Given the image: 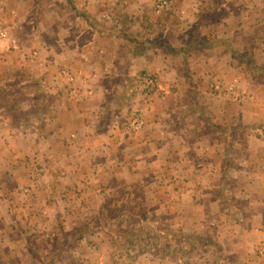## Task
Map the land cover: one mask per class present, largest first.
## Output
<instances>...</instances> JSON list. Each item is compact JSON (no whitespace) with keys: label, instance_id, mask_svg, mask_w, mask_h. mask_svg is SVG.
Masks as SVG:
<instances>
[{"label":"crops","instance_id":"1","mask_svg":"<svg viewBox=\"0 0 264 264\" xmlns=\"http://www.w3.org/2000/svg\"><path fill=\"white\" fill-rule=\"evenodd\" d=\"M8 1L19 8L29 3V11L22 6L17 12L24 17L20 26L28 18L31 21L30 14L36 10L41 23L46 19L44 32L56 42L47 36L38 44L40 51L31 53L42 55L44 70L50 73L58 66L75 75L74 92L61 82L55 88L51 77H44L41 103L35 99L29 103V108L41 107L47 115L30 135L29 196L45 201L41 206L35 200L29 202L30 212L43 213L31 224L33 230L40 224L43 230L52 229L51 235L36 230L29 235L30 246L40 247L37 251L29 247V259L38 263L39 256L46 257L51 248L55 258L60 257L63 234L53 230L55 221L61 222L58 212L68 209L74 214L81 195L136 194L133 183L146 179L147 184H159L172 179L161 172L172 170L171 164L178 172L183 164L189 184L175 185L165 195L180 190L186 195L181 201H169L162 210L175 214L183 204L191 214L182 223L172 214H163L160 222L191 227L183 235L185 241L192 240V226L197 222L203 224L204 234L210 235L208 229L216 226L218 231L213 230L210 237L222 246L223 254L202 251V264H264V257L256 252L264 244V137L258 135L264 126L255 123L256 111L217 91L221 83L241 88L242 74L233 54L241 47L244 25L251 16L244 4L264 0H168L173 11L159 17L162 23H155L157 17L152 21L154 0ZM220 11L225 21L234 23H220ZM83 34L88 41L81 43ZM226 34L238 40L231 43L233 51L221 40ZM258 39H264V32ZM5 49L10 47L5 44ZM144 73L157 76L160 82V90L146 101L126 93ZM253 98L246 99L252 102ZM131 99L136 105H129ZM135 107L143 108L146 124L139 133L125 135L117 126ZM162 163L171 164L161 170ZM147 168L152 172L147 173ZM225 178L230 181L228 188L221 184ZM111 200L108 197L104 204ZM4 224L0 222L2 243L16 237L4 232ZM83 236L85 241L90 238ZM82 248L79 264L108 261L105 252L96 256V247L82 243ZM166 256L159 254L154 264H193L184 259L181 249L172 251L169 259Z\"/></svg>","mask_w":264,"mask_h":264},{"label":"rangeland","instance_id":"2","mask_svg":"<svg viewBox=\"0 0 264 264\" xmlns=\"http://www.w3.org/2000/svg\"><path fill=\"white\" fill-rule=\"evenodd\" d=\"M244 5L251 16H248L244 25L245 32L242 34L241 47L236 48L233 54L238 71L242 74L241 88H239L241 93H238L239 90L234 84L226 83L218 85L217 91L225 94V97H229L233 103L243 104L242 106L248 107L252 112L256 111L258 120L255 123L264 126V39L255 41L257 36L259 37L264 32V2H245ZM22 6L29 11V3H23ZM22 6L20 8H23ZM159 6L161 7L159 8ZM153 7L155 16L152 21L157 17L155 23H162L163 20L159 17L166 12L172 13L173 11L172 4L168 0H154ZM20 8L12 1L0 0V30L6 32V37L0 39V43L4 44V46L0 45V222L5 223L4 232L16 236L14 239L0 242V264H29V262L31 264L39 262H42L41 264H79L84 254L82 243L93 249L96 247L97 257H99L98 254L103 255L104 252L109 255L105 264H154V260L160 259L159 254L162 257L167 255L166 257L169 259L170 253L175 249H181L184 259L193 264H202L200 258L202 251L222 255V246L214 241V237H210L213 235V230L218 231L216 226L213 229H208L207 232H210V235L204 234L203 224L197 222L192 226L193 234L190 237L192 240L185 241L187 238L183 235L191 227L184 224H170L169 221H165V224L160 222L159 218L163 214V216L172 214L170 211H163L162 207H166L171 201H181L186 195L185 190L183 192L180 190L178 193L167 196L165 195L168 193L167 191L172 190L175 185L180 188L189 184V180L185 177L186 169L182 168L183 164H179L178 172H174L177 167L169 163L173 169L168 168L167 172H161V175H166L165 178L172 177V179H167L156 185L147 184L146 179H140L132 184L136 194L129 195V192L120 194L115 191V193L104 195L101 193L81 195L77 199L76 206L78 207H75L74 214L68 209L58 212L61 222L55 221L53 230L63 234L60 235L59 244H64V246H60V257L56 259L51 248L46 257L39 256L38 263L29 259V247L34 251L40 250V247L30 246L29 235H32L35 230L39 232L38 234L44 233V235L52 231L47 228L43 230L41 224L35 226V230L32 229V219H41L43 213L42 210L30 212L29 202L35 200L41 206L45 201L39 200L38 202L37 195L29 196V144L32 142L30 135H33L39 125L47 120L45 118L47 115L41 107L39 109L29 108L31 107L29 103L34 99L37 104L41 103L40 94L43 87L40 85V80L44 77H51L53 87L59 88L61 82L64 87L74 92L75 75L68 68L58 69V66H54L53 71L48 73L41 66L42 55H31L32 52L40 51L38 44L49 36L44 32L46 27L43 23L46 22V19H43L41 23L40 12L36 10L30 14L31 21L28 18L26 23L20 26L19 23L24 18L23 16L19 17ZM39 9L41 12L43 11L42 7ZM218 15L220 23L225 25L234 23L233 19H226L227 22L224 20V12L220 11ZM170 19L171 17L167 20ZM87 39V35L83 34L80 42H87ZM221 40L230 44L231 51H233L231 43L238 44V40H234L228 34L223 35ZM48 41L55 43L56 39L51 40L50 35ZM5 44L10 47V50L5 49ZM29 56H33V58ZM144 74L137 76L136 82ZM149 75L160 83L157 76ZM136 82L126 90V93H130L129 95L132 97L134 94L138 96ZM251 91L256 92V95L250 93ZM248 96L254 97L252 102L246 99ZM147 98H144L143 101H146ZM133 104L136 105L133 99L129 100V105ZM29 109L31 113H29ZM137 109L140 108H134V110ZM124 121L119 122L122 127L121 125L116 126L126 135ZM258 135L264 137V130L260 129ZM32 161L34 163L35 159L32 158ZM162 164L161 170L167 163ZM147 171V173L152 172L148 168ZM169 181L173 184H170ZM221 184L223 187H230L229 178L223 179ZM41 185L39 182L37 186L41 187ZM108 197L112 199V202H106V204L110 213L115 215L111 221L107 219L106 215H102L101 218L99 216ZM190 212L182 204L181 207L175 209V214L172 215L179 219L178 223H182L186 222L184 219L191 214ZM72 215L76 216L74 220L69 218ZM54 220L55 218L52 217V222ZM9 223L12 224L8 227ZM88 226L90 231L85 232ZM80 235H84L83 237L90 235V238H86L88 241H85L80 238ZM204 235L208 236V239L203 237ZM174 245L176 246L174 247ZM87 251L90 250H85V252ZM185 252H187L186 255H184ZM256 252L258 256L264 257V244L257 247ZM190 253L193 256L189 255ZM209 259L212 260V257ZM235 262L234 259L233 263Z\"/></svg>","mask_w":264,"mask_h":264},{"label":"built area","instance_id":"3","mask_svg":"<svg viewBox=\"0 0 264 264\" xmlns=\"http://www.w3.org/2000/svg\"><path fill=\"white\" fill-rule=\"evenodd\" d=\"M160 7L161 6H159V8ZM5 37L6 32L0 30V39H4ZM136 86L137 95L140 98L149 97V95L160 90V83H158V81L149 74H144L139 77L136 82ZM145 124L146 121L143 109H137L129 112L123 125L124 129L126 130V134H137L142 130Z\"/></svg>","mask_w":264,"mask_h":264},{"label":"trees","instance_id":"4","mask_svg":"<svg viewBox=\"0 0 264 264\" xmlns=\"http://www.w3.org/2000/svg\"><path fill=\"white\" fill-rule=\"evenodd\" d=\"M8 95V94H7ZM24 113H26V112H24ZM129 195H131V193L129 194ZM110 202V201H109ZM111 202H112V200H111ZM121 208H122V206H121ZM118 210V209H117ZM119 210H121V209H119ZM102 213H100V218L102 217V215H106L107 216V219H109L110 221L111 220H113V218L115 217V215H112L111 213H110V211H109V209H108V205H104L103 206V209H102V211H101ZM90 231V228H89V226L85 229V232H89Z\"/></svg>","mask_w":264,"mask_h":264}]
</instances>
